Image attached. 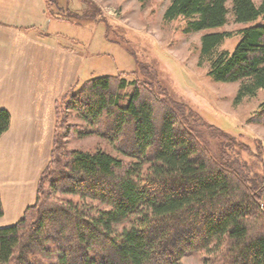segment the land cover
Returning <instances> with one entry per match:
<instances>
[{"label": "trees", "instance_id": "obj_1", "mask_svg": "<svg viewBox=\"0 0 264 264\" xmlns=\"http://www.w3.org/2000/svg\"><path fill=\"white\" fill-rule=\"evenodd\" d=\"M227 1L170 0L163 20L181 18L182 32H205L198 63L216 82H237L239 103L264 89V0H230L232 22L242 26L231 51L219 49L231 32L214 31L227 23ZM119 75L86 79L54 102L49 158L33 203L16 223L0 227V264H183L191 251L202 264H264V173L229 162L222 142L214 152L198 128L203 121L165 86ZM61 107L128 161L102 148H64ZM259 107L264 112V102ZM9 123L0 108V137ZM210 128L214 139L238 144Z\"/></svg>", "mask_w": 264, "mask_h": 264}, {"label": "rangeland", "instance_id": "obj_2", "mask_svg": "<svg viewBox=\"0 0 264 264\" xmlns=\"http://www.w3.org/2000/svg\"><path fill=\"white\" fill-rule=\"evenodd\" d=\"M48 1L49 18L54 17L55 20L42 18L38 30L54 33L55 36H48L84 54L80 73L82 81L120 74L127 80L135 77L153 86L160 83L183 108L191 109L203 121V124H197L198 128L209 138L214 152L218 151L217 144L222 142L221 145L229 148L226 153L229 162L247 169L246 172L264 173V112L259 107L264 102V89L258 90L255 97H245L234 103L239 84L212 80L207 65L198 63L199 39L205 32H182L186 24L181 18L168 22L163 20V11L170 0H142L141 3L139 0H88L87 4L84 0ZM252 1L257 5L260 0ZM227 9V23L214 31L231 32V37L219 46L221 50L231 51L238 38L236 32L242 26L232 22L230 0L227 1ZM84 11L91 16L85 17ZM58 115L62 123L58 141L64 148L84 152L102 148L128 161L113 145L87 133L90 129L73 111L61 107ZM74 124L79 128L70 127ZM210 126L227 133L238 144L227 145L225 139H214ZM54 194L59 199L68 197L77 203L84 200L88 204L106 207L97 199L79 200L78 195ZM200 258V253L191 251L180 261L183 264H202Z\"/></svg>", "mask_w": 264, "mask_h": 264}, {"label": "crops", "instance_id": "obj_3", "mask_svg": "<svg viewBox=\"0 0 264 264\" xmlns=\"http://www.w3.org/2000/svg\"><path fill=\"white\" fill-rule=\"evenodd\" d=\"M44 4L0 0V108L10 117L0 137V227L16 223L33 203L50 154L54 102L82 81L84 54L38 30L42 18L55 20Z\"/></svg>", "mask_w": 264, "mask_h": 264}]
</instances>
